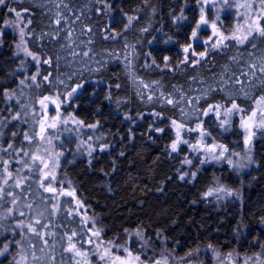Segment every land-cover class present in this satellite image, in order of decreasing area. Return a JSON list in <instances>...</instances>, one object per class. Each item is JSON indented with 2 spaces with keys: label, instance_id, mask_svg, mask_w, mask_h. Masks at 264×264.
I'll list each match as a JSON object with an SVG mask.
<instances>
[{
  "label": "trees",
  "instance_id": "16d2710c",
  "mask_svg": "<svg viewBox=\"0 0 264 264\" xmlns=\"http://www.w3.org/2000/svg\"><path fill=\"white\" fill-rule=\"evenodd\" d=\"M9 9L21 12L27 48L40 62L24 80L14 56L15 35H0V248L21 241L30 264H76L64 251L65 240L73 231L83 233L82 220L71 213L74 207L44 193L39 166L31 159L36 138L29 142L24 136L35 137L38 97L63 100L82 84L63 110L83 125H96L84 132L91 149H83L74 134L62 136L57 178L70 184L87 217L103 229V238L122 243L125 229L139 228L147 240L161 239L176 253L211 244L264 256V135L259 132L254 141V165L242 177L241 202L205 198L215 178L231 188L240 185L226 165H188L186 147L175 152L170 147L171 121L176 120L187 128L202 123L211 134L207 141L241 150L235 117L225 131L213 114L202 112L232 102L251 110L264 95V37L254 34L244 44L227 41L199 63L185 64L181 48L190 43L197 23L196 0H5L0 30L13 17ZM181 14L185 20L174 19ZM128 17H134L130 24ZM231 17L228 13L223 20L230 24ZM36 220L41 237L17 228L20 221ZM17 248L10 247L1 261ZM33 252L38 259H32Z\"/></svg>",
  "mask_w": 264,
  "mask_h": 264
},
{
  "label": "snow or ice",
  "instance_id": "6c2138e0",
  "mask_svg": "<svg viewBox=\"0 0 264 264\" xmlns=\"http://www.w3.org/2000/svg\"><path fill=\"white\" fill-rule=\"evenodd\" d=\"M225 5L229 4V0H223ZM196 3L200 5V19L197 22L195 28L193 29L191 33V39L193 41H196L199 39L198 37V30L202 29V26H207L209 21L206 19L205 15V7L207 5L215 4V0H196ZM0 5H5V0H0ZM239 7L246 8L250 12L257 13L251 16H244L240 15V19L245 21L244 24H240L237 26L236 30L231 35H225L224 33L220 32V30L217 28L216 23H212L211 27L213 29V35L209 37V40H213L215 38V42L211 44V48L213 50H216L220 48L221 46H226L225 41L233 40L237 44H244L245 42L249 41V37L255 38L254 34L259 35L260 37H264V0H259L258 8L255 3V0H245L244 4H240ZM10 12H14L16 17L18 19H23L21 12L17 11L16 9H9ZM23 11L27 12V9H24ZM134 19V17H128L129 24ZM175 20H185L186 17L181 14L178 17L174 18ZM219 19V17H217ZM58 24L60 23V20L58 19L56 21ZM9 23H14V21L5 20L4 24L8 25ZM28 23H31V20L28 21ZM128 25H125V28H127ZM142 31H147V29H143ZM237 32L240 33V35H237ZM21 34V42L24 41V31L23 28L20 30ZM71 33H69L70 35ZM207 44V41L204 42ZM255 47V45H252ZM19 47V45H18ZM23 51H25L28 55L32 56L34 60L39 63V58L36 57L33 53L28 52L27 48H24ZM183 52L185 53L184 60L181 61V63H199L198 60L192 61L190 60L189 53H191V56L199 55L200 57H205L208 55V51L205 50L204 52L196 53L195 50L192 47V44H188L183 48ZM84 55H87L85 52ZM168 57H165V67L168 66ZM50 61L45 60L44 63H49ZM153 64H155V61L153 60ZM150 66V65H149ZM255 67V65H253ZM260 71L264 73V66L260 68ZM36 76L32 77V80L35 81ZM48 77L44 76V80H47ZM240 81H237L239 83ZM23 83V81H21ZM155 83V82H154ZM82 84H77L76 88H73L71 92L68 93V97H71L73 93L77 91V89L82 88ZM119 87V85H117ZM145 87H148V85H145ZM245 95H247L245 93ZM149 100L152 99L151 96L148 97ZM197 99H200L199 97ZM47 102V103H46ZM66 101H62L59 99V96H57L55 99H53L50 96H45L43 99L39 101L42 108L47 109L48 105H53V111L56 113V115L51 116L49 119L51 122L49 123L48 119H41L39 122V139L41 141L46 140V134L51 129H56L58 125L60 124H67L69 118H62L60 114V108L63 103ZM168 104H175L172 99L167 100ZM256 107L251 109L250 111L245 108H241L239 104L232 102L231 107H223L220 104L216 105H209L208 109L202 112V115L207 116L209 113H215V115L219 118L221 115V110H223V114L225 117H231L233 115H239L240 118V125L239 127L246 133L244 136V143L247 147V154L243 158L246 162H236L234 163L231 159V156L238 155L237 153H230L226 156V153H229V149L225 147L222 144H211L206 145L203 143L205 136H210V133H207L203 127L202 123L197 124L195 129L187 128L186 125L183 122H178L176 120H172L171 124L174 127L176 131V138L171 143L170 147L173 152L178 150V146L180 144H188L189 141L182 138L181 133L184 131L191 132V131H199L200 140L197 141L196 144H192L191 147L193 150H200L203 149L205 153H207V157L205 160L200 161L201 164L208 163L210 160H214L217 162H220L221 160H227V163L231 165L235 169H241L248 167L249 164L253 163V159L251 156L252 152V146H253V140L256 136L257 130H260L261 135H264V95L260 96L258 99H255L253 101ZM183 114V113H182ZM155 115L159 116V113H156ZM73 123H79L83 124V121H77L74 118H71ZM230 124L229 119H222L220 126L224 128L225 131L228 130L225 125ZM88 127H96V125H88ZM158 132H163L164 129H154ZM16 133H13V136H15ZM24 139L31 142L35 139L34 136H29L28 134H25ZM46 142L48 144H51V139H47ZM9 147H12L9 145ZM39 151V150H38ZM45 153L47 154V150H45ZM25 155H28V153H24ZM63 155V153H55L54 156L49 154V159L45 160L43 156L32 154V161L33 163L39 162V166H41V172H42V178L44 182H47V185L45 186V183H41V187L44 188L45 192L54 193L57 194L58 190L56 187L53 186L52 182L56 181V175H55V169L59 167V156ZM8 163L7 161L5 162ZM185 163L191 164V160H185ZM5 172H7V176L9 178L12 177V173L5 168ZM193 178H195V173L191 174ZM180 179H184V175H181ZM4 183L7 184L8 180L5 179ZM21 181L17 180L16 186H20ZM60 195H67V196H75L74 191H68V192H59ZM4 195V189L0 188V198H3ZM8 196H13L11 192L7 193ZM205 197H211L215 196L216 200L219 201L224 197H239L240 193L238 191H233L230 189H227L223 186L220 187H213L209 188L207 192L204 193ZM16 198L13 197L11 203L13 205L16 204ZM79 203V202H78ZM29 207H31L29 205ZM13 212L12 208L8 209V214L11 215ZM21 216H23V213H20ZM91 219V218H89ZM264 223V221H262ZM41 222L39 220H36L34 223H29L27 225H24L23 221H20L17 224V228L24 229L28 232L33 233L34 235L41 236L42 234L37 230L36 225H40ZM41 227H46V225H41ZM125 233L128 236V239L125 240L123 244L117 243L115 239L113 240H107L105 241L102 235L103 229L99 228H89L88 232L90 235L88 236V239L84 241V243H87L91 246L90 249H83V244H80V241H74V237H77L79 234L75 231L72 232L71 235L67 236V247L64 249L65 252L73 253L74 257H83L85 258V264H88L87 258L91 255L94 256L97 259L98 264H169L168 258L164 257L162 259H156L155 257H147L144 245H141V247L133 251V246L135 244V240L133 237L139 238L141 240H144V235L141 229L137 228L133 232H129L127 229L124 230ZM158 236L160 233L157 234ZM44 243L47 244V240H44ZM145 245L147 244V241L145 240ZM21 241H12L10 243H6L3 245L2 248H0V256H4L6 252H8L9 248L14 245H20ZM78 244L80 246L78 247ZM35 247L34 245L32 246ZM209 249H212V245L208 246ZM43 251V249H41ZM199 251L198 249L196 250ZM21 252L23 253V249H21ZM193 253L189 252L186 253L187 256H191ZM238 253L229 252L225 256L221 257L219 253H216V259L219 261V264H238ZM28 255L27 254H19L18 258L14 259L12 264H27L28 261ZM32 259L36 260L38 259L35 256V253H32ZM183 259V257H181ZM252 259V257H248L246 259L242 260V264H249V261ZM76 264H81L79 260L76 261Z\"/></svg>",
  "mask_w": 264,
  "mask_h": 264
},
{
  "label": "rangeland",
  "instance_id": "374dc122",
  "mask_svg": "<svg viewBox=\"0 0 264 264\" xmlns=\"http://www.w3.org/2000/svg\"><path fill=\"white\" fill-rule=\"evenodd\" d=\"M244 3H245V0H229V4L225 5L223 0H215L214 5L210 3L209 5H207L205 7L206 19L209 21L208 25L202 26V29L198 30V37H199L198 40L193 41L191 39V36H190V43L192 44V47L197 54L200 52H204L205 50H207L208 53L210 51H214L211 48V44L215 42V38L211 41L209 40V37L213 35V29L211 27L212 23H216L217 28L220 30V32L224 33L225 35H231L236 30L238 25L245 23V21L240 19V15L251 16V15L257 14V13L250 12L246 8L239 7L240 4H244ZM255 3H256L257 8H258L259 0H255ZM197 7L199 10V16L197 19V22H198L200 19V5L197 4ZM229 10H231L233 12H229ZM228 13L232 14L230 24L226 23L223 20V16H225ZM238 14H240V15H238ZM217 17H219V19H217ZM6 20L14 21V23H9L8 25H5L3 23L2 28L0 30V35L5 31H11L15 35V41L13 44L14 56L18 58L19 64H20V70H21V72H23L24 80H26L29 78L28 74H27L28 69H30L32 67V65L37 66L39 63H37V61L34 60L32 56L28 55L25 51H23L24 48H27V44H26V39H25V35H26L25 34V26L23 24L22 19H18L14 13L12 18L10 17V18H7ZM21 28H23V31H24V41L23 42H21V34H20ZM237 35H240V33L237 32ZM205 41H207V44L204 43ZM226 42L227 41H225V43ZM196 44L201 45V47H202L201 51H197L195 49ZM18 45H19V47H18ZM185 46H187V45H185ZM185 46H183L181 48V51H182L181 61L184 60L185 53L183 52V48ZM222 47L223 46H221L220 48H218L216 50H219ZM27 50H28V48H27ZM28 52H30V51L28 50ZM189 57H190V60H192V61H195V60L200 61V60L205 58V57H200L199 55L191 56V53H189ZM36 74H37V72L34 73V75L30 76V78H32L33 76H36ZM79 91H80V88L77 89V91L75 93H73V95L71 97H68V95H66V97L62 100V101H66V102L63 103L61 105V108H60L61 117L62 118H69V119H68L67 124H60V125H58V127L56 129H51L46 134V140L51 139V141H52L51 144H48L46 142V140L41 141L39 139L38 133L40 131V129H39L40 120L41 119H48V121L50 123L51 120L49 118L51 116L56 115V113L52 110L54 106L49 104L48 108L44 109L40 105L39 101L47 95L40 96L37 98L36 104H37L38 109H37L36 115L38 117V124H37V130H36V134H35L36 144L34 146L33 152L31 153V159H32V154H37V155L43 156L45 160H48L49 154L54 156L55 153H62L61 150L58 148V143L61 141L62 136H64V135L68 136L67 135L68 133L75 135V137L77 138V141L79 142L80 146L83 149H85V150L91 149L89 141L84 135L85 130H87L89 127L86 125H83V124L73 123L71 118H74L77 121H79V120L76 119L72 114L65 113L63 110V108L70 102L71 98L76 93H78ZM50 97H52L53 99L56 98L55 96H50ZM220 105H222V104H220ZM222 106L226 107V108L231 107V105H229V106L222 105ZM254 107H256V106L253 103L252 109ZM211 114H213V116L215 117V119L218 121L219 124L221 123L222 119L231 120L234 117L237 119V128L239 129V131L241 132V135H242V148L240 151H231L226 145H224L225 147H227L229 149V153H226V156L229 155L230 153H237L238 155L231 156V159L233 160V162L234 163L241 162V161L246 162L243 160V158L247 154V147L244 143V136L246 135V133L239 127V125H240L239 115H233L231 117H225L223 114V110H221V115L219 118L215 115V113H211ZM196 126L192 127V129H195ZM171 127H172L173 135H174L173 140H175L176 131H175L174 127L172 126V124H171ZM259 132H260V130H257L256 136L253 140V146H252V152H251L252 159H253L254 141H255L256 137H258ZM181 135H182L183 139L189 141L188 144L182 143L178 146V148L180 146L186 147L187 152H188L186 160H191L192 163L196 162L197 167H200L202 165H207V164L226 165L230 170H232L234 172L235 178L237 177L240 179V185H238L235 188H231V187L221 183L219 178H215V180H214V182L210 188L223 186L227 189H230L233 191H238L240 193L239 197L233 196V197H224V198H232L237 202H241V200H242V184H241L242 183L241 182L242 177L244 174H246L251 169V167L254 165V162L249 164L248 167L241 168V169L233 168L231 165H229L227 163V160H221L220 162L210 160L208 163L201 164L200 161L205 160L208 154L205 153L203 151V149L193 150L191 147L192 144H196L197 141L200 140L199 131L198 130L197 131H191V132L184 131L181 133ZM203 143L206 145H211L214 143L215 144H222V143H219V142L214 141V140L207 141L206 136L204 137ZM45 150H47V154L45 153ZM62 157H63V155L59 156V158H58L59 159V165H60V162L62 160ZM36 164L39 166V162H36ZM58 168L55 169L56 181L52 182L53 186L57 188L58 193L59 192L74 191L72 189V187L70 186V184H68V183L66 184V183H63L62 181L58 180V178H57ZM39 173H40V181L42 183L44 181L42 178L41 166H39ZM44 183L46 186L47 182H44ZM42 190L44 191L43 187H42ZM44 193L47 195H50L53 199L56 200V202L61 200L64 202V205H67V206L70 205V206L74 207L71 210V213L74 212L79 218H81L82 224L84 226L83 227V233L78 235L80 237H74V241H80V244H83V249H90L91 246L88 245L87 243H84V241H86L88 239V236L90 235V233L88 232V229L93 228V227H95V228H98V227H97L94 219H92V218L89 219L90 217H87V215L85 213V209L80 204V202L78 201L76 195L75 196H67V195H60L58 193L57 194L49 193V192H45V191H44ZM205 198H207L211 201H217L215 196L205 197ZM6 211L8 212V209ZM133 231L134 230L129 231V232H133ZM127 239H128V236L126 234L125 240H127ZM133 239L135 240V244L133 246V251L138 250L141 247V245H144V250H145L147 257H155L156 259H162L164 257H167L169 264H219V261L216 259V253H219L221 255V257H223L229 252H233L234 254L235 253L239 254L238 264H242V260L246 259L248 257H252V259L249 261V264H264V256L261 253V251H258L255 253H242L237 248L224 250L221 247H217L214 245H212V249H209L208 246L211 244H206V245L197 246V247L190 249L189 251H186L185 253L181 254V253H176L172 248L168 247V245L165 242H163V240H161V239H156L154 241H149L145 237H144V240H141V239L136 238V237H133ZM104 240L107 241L105 238H104ZM145 240L147 241L146 245L144 243ZM65 241H66V245H65V248H66L67 247V237H66ZM124 242L119 243V244H123ZM80 244H78V247L80 246ZM19 246L20 245H18V248L13 252V254L10 257H7V259H5L4 261H1L2 256H0V264H12L14 259L18 258L19 254H25L24 252L23 253L21 252V249ZM197 249L199 250L198 252L196 251ZM37 252H36V254H37ZM189 252H192L193 254L191 256H187L186 253H189ZM67 253H69V252H67ZM69 254L72 256V258L74 259L75 262L77 260H79L81 262V264H85V258L74 257L73 253H69ZM181 257H183V259H181ZM29 260L31 261V259L28 258L27 264H30ZM87 260H88V264H98L97 259L94 256L90 255L87 258ZM50 264H54V263L50 262Z\"/></svg>",
  "mask_w": 264,
  "mask_h": 264
}]
</instances>
